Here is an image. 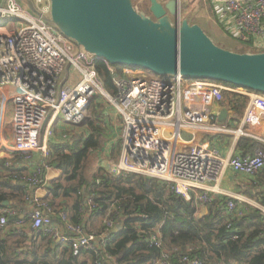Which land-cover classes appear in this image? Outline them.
<instances>
[{
	"label": "built area",
	"instance_id": "obj_1",
	"mask_svg": "<svg viewBox=\"0 0 264 264\" xmlns=\"http://www.w3.org/2000/svg\"><path fill=\"white\" fill-rule=\"evenodd\" d=\"M211 1L215 21H222L226 36L244 43L248 53L264 52V0ZM32 2L41 14L49 15V0ZM0 20L9 21L0 23V90L7 86L16 90L10 97L12 141L7 148L19 154L24 162L37 153L47 159L54 121L60 118L69 125H80L91 101L100 95L122 118L121 154L106 173L111 177L134 174L154 178L169 183L171 191L186 201L206 203L210 202V193L219 192L216 185L227 169L247 176L264 169V149L258 148L254 154L243 157L232 154L224 157L218 148L195 140L203 134L232 133L236 139L248 136L264 145V135L257 130L264 125V94L181 75L154 78L141 73L131 77V69L125 68L122 77L113 79L117 93L110 96L99 82L93 64L96 57L70 44V40L51 24L30 14L18 0H0ZM224 92L247 101L233 130L218 123L214 113ZM10 166L5 163L8 169L5 175H11L17 182L35 190L42 184L43 165L29 174L12 173ZM207 183L215 185L209 192L199 193ZM31 204L26 217L34 231L63 246L69 244L74 255L82 249L97 251L100 237L69 223L65 211L53 210L35 199H31ZM225 210L240 217L246 209L228 200ZM6 216L5 209H1L0 227L6 225ZM54 220L59 226L54 225ZM104 225L109 230L115 226L107 218ZM152 244L160 246L157 236L152 237ZM182 259L188 264H202L197 259ZM146 264L171 263L164 254Z\"/></svg>",
	"mask_w": 264,
	"mask_h": 264
},
{
	"label": "trees",
	"instance_id": "obj_2",
	"mask_svg": "<svg viewBox=\"0 0 264 264\" xmlns=\"http://www.w3.org/2000/svg\"><path fill=\"white\" fill-rule=\"evenodd\" d=\"M182 4L181 9H185ZM187 19L191 21L190 17ZM93 64L103 90L115 96L117 89L113 79L122 77L125 68L98 58ZM222 96L223 103L240 114L237 96L228 92ZM93 103L90 105L94 107ZM86 124L92 125L91 122ZM99 129L96 126L95 130ZM99 135L93 131L87 138L78 136L71 144L50 145V164L60 170L61 178L48 184L44 200L53 210L65 211L69 223L79 225L84 233L99 236L97 251L82 249L74 255L69 244L63 246L35 231L39 241L46 243L49 255L39 261L36 258L26 261L27 256L34 257L35 252L27 250L17 255L16 250L26 241L16 237L17 234L8 235L19 220L17 212L7 215L6 225L0 227V264H146L164 254L171 264H181L183 257L197 259L202 264H264L262 210L248 206L242 216L233 217L225 210L227 201L232 199L216 196L208 203L207 214L197 218L195 203L172 192L169 183L134 174L111 177L101 168L88 175L86 160L90 151L101 147ZM243 142L241 140L240 145ZM248 145L261 147L254 142ZM12 173L18 172L13 170ZM259 174L249 185L252 190H255L254 184L263 183L264 175ZM256 188L255 199L264 207V193L258 185ZM27 199L28 190L22 184L11 175L0 176V209H7L2 204L8 202L14 208L23 205L20 210H24ZM106 218L119 227L116 233H110L104 224L97 230L89 227V223L93 226L94 221ZM25 221L31 227L26 216ZM5 232L7 235L2 238ZM154 236L160 241L159 247L152 244Z\"/></svg>",
	"mask_w": 264,
	"mask_h": 264
},
{
	"label": "water",
	"instance_id": "obj_3",
	"mask_svg": "<svg viewBox=\"0 0 264 264\" xmlns=\"http://www.w3.org/2000/svg\"><path fill=\"white\" fill-rule=\"evenodd\" d=\"M18 2L110 65L159 77L212 80L264 94V52L238 53L218 46L198 24L180 19V0H148L147 12L137 11L133 0H49L48 16L32 0ZM225 120L222 109L218 121ZM118 230L115 226L110 233Z\"/></svg>",
	"mask_w": 264,
	"mask_h": 264
},
{
	"label": "crops",
	"instance_id": "obj_4",
	"mask_svg": "<svg viewBox=\"0 0 264 264\" xmlns=\"http://www.w3.org/2000/svg\"><path fill=\"white\" fill-rule=\"evenodd\" d=\"M166 1V0H165ZM184 6V4H182ZM194 5H197V9L191 10L189 17L191 21L194 17L199 19L198 21H194V24H198L203 30L204 26L209 31V38L218 46L221 42L226 43L230 46L238 47V43L235 40H231L228 36L225 35L222 27V21H215V13L214 11H207L202 9L201 7V0H197ZM188 18V17H187ZM186 18V19H187ZM218 27V28H217ZM227 49V48H225ZM131 77H136L137 74H130ZM16 93V90L13 87L7 86L0 90V176H4L7 173V168H5V163L9 162L11 164L10 168L15 170L18 173H26L29 174L33 171V169L38 165H43L44 173L42 178V184L40 187L35 190L34 188H26L28 190V199L24 205L25 209L20 210L22 206L19 207H11L7 202L6 204V214L7 215H15L17 212L19 215V220L15 222L12 226V230L8 235L17 234L16 237L20 236L24 238L26 241L25 244H21L19 248L16 250L17 255H22L23 252L30 250L35 252L34 257L32 255H28L26 261H31L32 258H36L35 260H40L41 258L49 255L48 250L46 249V243L40 242L39 235L30 227V224L25 221L26 213L32 208L31 199L39 200L44 202L47 197V187L51 181L57 180L61 178V172L57 169L54 165L50 164V145L51 144H71L74 139L78 136H82V138H87L88 136L92 135L93 131H97L100 133L99 137L101 139V147L94 151H90L91 154L88 156L86 160V173L88 175H92L95 173L97 169L101 168L105 173H107L108 169L110 168L113 162H116L121 154V146H122V136H121V125H122V118L118 114V112L109 104L108 100L103 97L101 101L108 103L109 106H103L100 98L96 96L92 102L93 106H89L87 110V115L84 118V121L80 125H69L63 122L60 118L56 119L53 123V137L48 141V148H49V157L47 159L42 158V156L37 153L32 156L30 161L24 162L22 157L17 153H11V151L7 148L11 145L12 141V118H13V105L10 101V97ZM236 95V94H235ZM237 96V95H236ZM237 107L241 110L240 114H237L235 111L231 110L230 107L226 106L223 101L215 107L214 113L217 116L222 109L226 110V120L222 123L218 121L220 124H225L228 130H233L237 128L238 123L240 122L244 109L246 106V100L240 99L239 96ZM223 100V99H222ZM91 102V103H92ZM87 122H91L92 125L86 124ZM96 126H99V130H95ZM260 135H264V125H261L258 129ZM232 132V131H229ZM255 132V131H253ZM256 134V132L254 133ZM188 137V136H187ZM189 139V137H188ZM196 143H204L207 144L209 148H218L222 156H227L232 154V156H247L252 155L255 151L259 148L264 149V145L260 144V142L256 141L252 137H240L236 139L232 133H225L223 135H199L195 138ZM244 140V142L240 145V141ZM248 142H254L260 145L257 149L254 147H250ZM101 153V157L99 163H96L94 166L95 169H91L92 167L88 166L90 157L95 158ZM97 158V157H96ZM102 164V162H104ZM260 174L264 175V169L259 172ZM254 176H247L234 173L231 169H227L220 180V182L216 185L219 189V192L210 193V202L216 196H227L233 200L235 204L239 207H246L251 206L258 208L263 211L264 207L258 204L256 197L254 196V192L256 191V185L259 186V190L263 191L264 193V177L261 181L263 183H256L255 190L250 188V184L258 179V174ZM259 174V175H260ZM228 177L226 179L225 177ZM232 178V179H230ZM21 184L20 182H18ZM215 185L214 183H207L204 185V188L199 193H203L206 190L209 192V188ZM254 188V187H253ZM210 202H195L196 212L195 216L197 218H202L204 215L207 214V207L208 203ZM1 210V209H0ZM68 213L70 214L69 209H67ZM87 217V214H86ZM105 222L104 219H99L98 221H94V225L92 226L89 223V227L93 229H99L101 225ZM54 225L59 226V222L54 220ZM57 224V225H56ZM115 227V226H114ZM113 227V228H114ZM112 228V229H113ZM57 229H59L57 227ZM111 229V230H112ZM111 230L109 232H111ZM7 232H5L2 238L6 237ZM36 237V238H35ZM32 244L30 248H26ZM36 244V247H35ZM62 248H60V251ZM27 253V252H26Z\"/></svg>",
	"mask_w": 264,
	"mask_h": 264
},
{
	"label": "rangeland",
	"instance_id": "obj_5",
	"mask_svg": "<svg viewBox=\"0 0 264 264\" xmlns=\"http://www.w3.org/2000/svg\"><path fill=\"white\" fill-rule=\"evenodd\" d=\"M181 1V3H183L184 4V6H185V9H181V3H180V19L182 20V19H185V18H189V15H190V13H191V10H195V9H197L198 7H197V5H194V3L197 1V0H180ZM133 5H134V7H135V9L137 10V11H142V12H147L146 11V9H147V7H148V0H133ZM201 7H202V9H204V10H207V11H213V6H212V1L211 0H201ZM31 14V13H30ZM189 14V15H188ZM36 17V16H35ZM199 19H197V17H194L193 18V20L191 21L192 23H194V21H198ZM7 23H9V21L8 20H5V22H3L2 21V24H7ZM218 28V27H217ZM207 35H208V37H210L209 36V31H208V29L206 28V26H204V30H203ZM236 42L238 43V47H234V46H230V45H228V44H226V43H223V42H221L220 43V47H222V48H227V50H230V51H233V52H238V53H247L249 50H248V48H246L245 46H244V43H242L241 41H239V40H236ZM69 43L70 44H72V45H74L75 46V44L72 42V41H69ZM76 48H79V47H77V46H75ZM81 49V48H80ZM254 53V52H253ZM132 71V73H134V74H138L137 72H141V73H144L146 76L148 75L149 77H154V78H156V77H158V76H155V75H152V74H150V73H148L147 71H140V70H138V69H136V70H131ZM70 76L71 77H74V75L72 74V73H70ZM98 97H102V96H98ZM101 99H104L103 97L102 98H100V101H101ZM101 103H102V105L104 106L105 105V102L104 101H101ZM105 106H109L108 105V103H106V105ZM99 155H97L96 156V154H95V158H93V157H90V159H89V163H88V166L89 167H92V166H94L96 163H99V160H100V157H101V153H98ZM97 157V158H96ZM105 163V161L104 162H102V164H104ZM91 169H95V167H92ZM95 172V171H94ZM226 179H228V177L226 176L225 177ZM230 179H232V178H230ZM181 264H188L187 262H184L183 261V259L181 260Z\"/></svg>",
	"mask_w": 264,
	"mask_h": 264
},
{
	"label": "flooded vegetation",
	"instance_id": "obj_6",
	"mask_svg": "<svg viewBox=\"0 0 264 264\" xmlns=\"http://www.w3.org/2000/svg\"><path fill=\"white\" fill-rule=\"evenodd\" d=\"M159 1L162 2V3H164V2H166L167 0H166V1H165V0H159Z\"/></svg>",
	"mask_w": 264,
	"mask_h": 264
},
{
	"label": "bare ground",
	"instance_id": "obj_7",
	"mask_svg": "<svg viewBox=\"0 0 264 264\" xmlns=\"http://www.w3.org/2000/svg\"><path fill=\"white\" fill-rule=\"evenodd\" d=\"M132 72V71H131ZM138 74H141V72H137ZM134 74V73H133Z\"/></svg>",
	"mask_w": 264,
	"mask_h": 264
}]
</instances>
